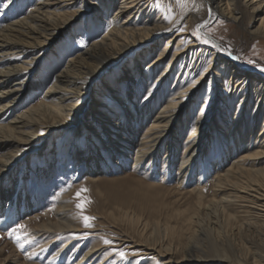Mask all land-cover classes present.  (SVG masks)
<instances>
[{
	"label": "bare ground",
	"instance_id": "1",
	"mask_svg": "<svg viewBox=\"0 0 264 264\" xmlns=\"http://www.w3.org/2000/svg\"><path fill=\"white\" fill-rule=\"evenodd\" d=\"M18 1L5 0L2 13L6 16L10 11L14 13ZM87 1L37 0L24 15L6 18L3 24L0 22V205L9 198L12 201L24 200L25 193L19 194L23 191L26 172L23 164L29 156L41 155L45 158L47 153L53 151L54 136L51 135L54 128H63L65 119L82 106L80 100L89 91V80L100 65L108 64L136 49L120 68L113 70L112 80H104L99 85L102 91L113 89L112 92L117 93V85L121 80L128 83L129 88L122 91L128 99H121L125 106L136 96L131 88L147 81L148 93L142 109L154 107L164 88L170 91L162 101L160 110L152 117L133 161L141 162L154 151L157 154L164 143H168L166 151L170 152L172 133L177 131V127L181 129L186 125V118L188 121L191 119L185 115L186 109L199 100V113L193 118L190 144L184 150V155L190 157L188 162L204 147L202 134L205 131L201 133L199 130L213 125L212 110L218 107L221 117L226 107L231 108L229 100L238 95L240 99L235 101L236 111L224 122L228 127L232 120V128L227 133L235 134V145L246 140L239 155L229 151L226 160L230 162L216 173L210 195L204 190L205 187L190 190V194L196 195L195 204L181 224L165 226L168 244L157 245V238L150 236L141 243L145 246L142 250H154L160 264H264V120L261 124L257 123L264 111V75L242 67L237 57L225 51L215 40L208 39V43H205L189 28L190 24L195 23L196 29L204 31L210 22L219 17L241 24L243 16H239L237 8L242 0H205L208 11L202 15L190 4L184 17L179 16V11L182 13L179 0H120L119 3L116 0H93L99 6L98 16L107 18L101 41L64 63L61 66L63 69L54 75L48 92L43 94L38 103L17 114L14 119L1 121L4 115L18 108L19 100L26 91V82L33 76L35 61L29 54L51 39L58 29L68 25L83 10V3ZM155 1L164 5L176 4L177 17L171 20L162 13L154 15L152 7ZM243 1L250 5L253 13L259 14L254 30L249 33L264 39V15H261L264 12V0ZM181 28L184 30L181 31ZM173 30L176 32L160 46L164 34ZM187 39L188 44H184ZM157 49L156 58L151 59ZM169 54H172L169 61L157 71ZM144 63L146 65L143 68ZM204 86L202 98L197 99L198 91ZM101 106H95L100 120L96 118V123L92 125L89 123L76 127L79 134L82 130L90 131V137H96L95 143H92L91 148L80 144L74 146L72 157L99 163L94 151L98 146L101 150H104L103 146H108L109 150L106 151L112 155H129V144H124L127 139L120 137V132L110 131L114 116L109 117L106 108ZM249 108H252L250 128L246 132L243 129L238 131L237 126L246 122ZM72 121H76V117ZM96 125L106 135V140H100V143L96 134H93ZM220 129L223 132V128ZM40 131L43 133L39 134ZM47 169L48 164H41L39 172L45 173ZM191 170V166L181 167L184 176L181 182ZM9 192L18 193V197L14 198L15 195H9ZM69 196L61 198L55 218L46 216L41 220L37 216L31 220L35 221L34 229L39 236L62 233L69 236V245L79 233L92 231L99 235L97 232L101 230L100 227L86 228L75 216ZM31 204L28 201L27 206ZM106 216L113 223L118 222L119 218L123 221L130 219L128 223L133 230L140 223L139 219L128 217V213L121 210H109ZM127 237L130 236L118 241L122 243L103 245L99 242L83 259L90 263L87 256L91 253L90 256H96L103 248L121 246L127 241L130 247L136 248L139 243ZM5 250L0 247V255ZM137 255L139 253L133 256ZM105 260L104 257L100 261L107 264ZM14 263L17 261L14 260Z\"/></svg>",
	"mask_w": 264,
	"mask_h": 264
},
{
	"label": "rangeland",
	"instance_id": "2",
	"mask_svg": "<svg viewBox=\"0 0 264 264\" xmlns=\"http://www.w3.org/2000/svg\"><path fill=\"white\" fill-rule=\"evenodd\" d=\"M35 1L37 0H19L15 12L10 11L6 16L1 10L5 6V0H0V22L3 24L6 23V18L14 19L24 15L28 9H32ZM119 1L116 0L118 3ZM178 2L182 5V13L179 11L180 17L187 14L190 4L194 5L191 7H196L198 14H206L208 11L205 0H179ZM175 5L172 3L164 5L155 1L152 12L154 15L162 13L163 16L166 15L167 18L173 20L178 14V12L176 14ZM237 9L239 16H243L241 24L219 17L210 22L204 31L196 29L195 23L190 24L189 28L194 33L199 31L207 40H215L225 51L235 55L242 67L264 75V39L249 33L250 30H254L259 14L253 13L250 5L243 0L240 1ZM99 14V6L96 5V2L88 0L83 3V10L68 25L58 29L50 37L51 39L40 45L39 48L32 50L29 57L35 61L33 76L29 77L26 82V91L19 100L18 108L4 115L1 119L2 122L14 119L17 114L38 103L43 94L48 92L54 75L63 69L61 66L64 63L101 41L107 27V18L102 19L98 16ZM261 15H264V12ZM175 32L173 30L165 33L160 46H163L166 38ZM198 38L200 39V37ZM185 43L188 44V39L184 41ZM135 50L108 64L100 65L101 67L94 72L95 74L89 80L91 81L89 91H86L80 100L82 106L77 109L78 111L74 115L70 114L65 119L63 128H54L51 135V137L54 136L53 151L45 155L47 158L41 155L38 157L29 156L27 162L23 164L24 166L21 165L26 168L23 177V191L19 192V194L25 193L24 200L12 201L13 199L9 198L0 205V247L6 249L3 251V255H0V264H21V262L105 264L100 261L104 257L109 264H160L154 250H142L145 247L141 244L143 240L151 236L153 239L157 238L156 242L159 243L157 245L168 244L169 239L165 226L181 224V220L195 204L196 195L190 194V190L205 187L204 190L210 195L216 173L223 170L230 162L228 159L226 160L229 151L235 155L240 154V148L243 147L246 140H243L240 145H235L237 143L235 134L227 133L232 120L229 121L228 127L224 122V119L226 120L230 114L236 111L237 102L235 101L240 99L238 95L229 100L231 108L226 107L221 117L218 107L212 110L213 125L205 129H198L201 133L205 131L202 134L204 147L199 153H195L192 161L188 162L190 157L184 155V150L190 144L189 137L194 127L193 118L199 113L200 100L187 107L185 115L191 119L188 121L185 116L186 125L181 129L177 127L178 132L172 133L170 152L166 151L168 143H164L165 145L159 147L157 154L154 151L150 157L141 162L133 161L135 151L141 146L152 117L160 110L164 98L170 94V91L164 88L162 93L161 91L159 93L158 103L151 107L152 109H142L145 96L148 93L147 81L139 82L137 87L131 88L135 91L136 96L132 102L128 101L125 106V102L121 99L125 101L128 99L122 91L129 88L128 83L121 80L117 85V93L112 92L113 89L111 91L110 89L107 91L100 89V83L104 80H112L113 70L120 68ZM157 51L158 49L153 53L151 59L156 58ZM171 55L169 54L162 61L163 63L160 64L157 71L164 68L165 62L169 61ZM145 65L144 63L143 68ZM204 88L205 86L198 91L197 99L202 98ZM96 104H101V107L106 108L108 111L106 114L108 113L109 117L114 116L113 124L109 126L110 131L120 132V137L127 139L124 144H129V155H112L106 151L109 150L108 146L106 148L103 146L104 150L96 146L94 151L99 163L91 159L81 161L76 156H71L75 152L74 146L80 144L91 148L92 143H95L96 137H90L92 134L89 133L90 131L82 130L79 134L76 132L78 131L76 127L89 123L92 125V123H96L95 120H100L95 111ZM251 112L252 108H249L246 122L237 126L238 131L243 129L246 132L250 128ZM75 117L76 121H72ZM263 120L264 111L259 116L257 123L261 124ZM103 121L107 122V120ZM220 128H223L224 133L220 132L222 130ZM100 129L96 125L93 130L99 143L100 140H106L105 133ZM42 133L43 131L39 132V134ZM82 148L84 149V147ZM105 159L108 161L106 162ZM185 163L187 164L185 165ZM41 164L43 166L48 164L45 173L39 172ZM184 166H191L192 170L184 182H181L184 176L180 169ZM80 188L89 189L87 193L82 194L91 201L84 211L86 215L95 217L91 228L100 227L101 230L97 232L99 235H95V232L92 231L79 233L75 235L69 245L67 244L69 236L62 233L56 236H52V234L47 237L39 236L34 229L35 221L31 220L37 216H40L41 220L46 216L55 218L60 201L68 194L70 195L69 201L74 207L73 213L83 222L79 215L80 210L76 208V204L79 202L76 192ZM15 193L9 192V195H15L14 198H16L18 193ZM28 201L32 203L30 208L27 206ZM109 210L114 212L121 210L128 213V217L139 219L140 223L137 229L133 230L129 225L130 219L123 221L119 218L118 222L113 223L106 216ZM18 225L25 227L18 228ZM17 236L20 237L19 240L16 239ZM50 236H52L51 240ZM126 236H130L127 237L130 240L131 237L134 238L139 243L138 246L130 247V242L127 241L121 246L103 248L96 256H90L91 253L90 257L87 256L90 263L83 259V256L90 253L91 249L99 242L104 245L105 239H108L115 244L122 243L118 241ZM21 244H23V248L20 247ZM120 251L125 252L126 257H121ZM133 253H139V255L133 256ZM14 260L17 263H14Z\"/></svg>",
	"mask_w": 264,
	"mask_h": 264
},
{
	"label": "snow or ice",
	"instance_id": "3",
	"mask_svg": "<svg viewBox=\"0 0 264 264\" xmlns=\"http://www.w3.org/2000/svg\"><path fill=\"white\" fill-rule=\"evenodd\" d=\"M183 30H184V29L181 28V31H183ZM195 35H196L197 37H200V38L204 39V42H205V43H208V40L205 39V38L203 37V34L200 33L199 31H196ZM253 63H254V62H253ZM88 191H89V189H87V188H80V189L76 192V197L78 198V201H79V202L76 204V208L80 210L79 215H80V216L82 217V219H83L84 226H85L86 228H91V227H93L92 221L95 220V217H94V216H90V215H86V214H85V211H84L85 208H86V206H87L88 204H90L91 201H90V199H88V198H86V197H84V196L82 195L83 193H87ZM24 227H25L24 225H18V228H24ZM14 232H15V230H14ZM16 239L19 240L20 237L17 236ZM105 243L110 245V244H112V241H111V240H108V239H105ZM20 247L23 248V244H21ZM114 251H115V249H114ZM119 255H120L121 257H126V253L123 252V251H120V252H119Z\"/></svg>",
	"mask_w": 264,
	"mask_h": 264
}]
</instances>
